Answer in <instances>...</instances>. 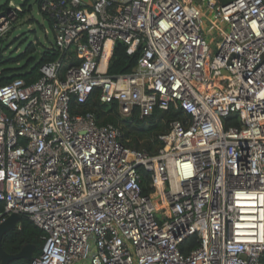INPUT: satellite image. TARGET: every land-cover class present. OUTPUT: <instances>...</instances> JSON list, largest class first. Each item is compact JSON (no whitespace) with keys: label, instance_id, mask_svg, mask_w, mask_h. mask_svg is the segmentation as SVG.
Wrapping results in <instances>:
<instances>
[{"label":"built area","instance_id":"1","mask_svg":"<svg viewBox=\"0 0 264 264\" xmlns=\"http://www.w3.org/2000/svg\"><path fill=\"white\" fill-rule=\"evenodd\" d=\"M39 13L61 58L0 86V224L18 214L43 232L31 264H263L264 0H43ZM18 20L0 10V40ZM118 41L139 57L109 76ZM95 89L125 118L184 117L157 153L138 151L71 113Z\"/></svg>","mask_w":264,"mask_h":264},{"label":"trees","instance_id":"2","mask_svg":"<svg viewBox=\"0 0 264 264\" xmlns=\"http://www.w3.org/2000/svg\"><path fill=\"white\" fill-rule=\"evenodd\" d=\"M42 1L36 0L38 11ZM231 1L233 0H217L220 5ZM7 9L9 8L6 5L0 8V10L4 11ZM15 9L19 19L24 18L31 11L29 0H24ZM41 17L52 28V21L44 15H41ZM2 42L3 40H0V86L9 83L15 78H21L26 83H32L40 78L41 74L39 70L43 64L51 63L61 58V54L55 48L54 43H51L48 48L44 49L37 56L35 47L32 44H28L23 51L16 50L13 54H7L8 50L6 51V48L2 47ZM114 45L113 54L108 63V75L118 76L119 74L131 73L132 69L136 66L139 53L128 54L127 45L121 41L116 42ZM64 64L63 67L65 69L66 66ZM98 93V89H95L91 98L81 105L72 101L70 106L71 113L85 114L89 112L94 115L98 125L111 124L117 127L121 132V142L129 148L138 151H147L150 154L157 153L162 146V143L158 140V136L168 131L171 121L184 117L181 110L170 109L168 112L154 111L150 116L142 118L138 114L132 113L129 117L125 118L119 115L117 104L100 102ZM232 125L237 126L238 122L232 118L227 119L226 127ZM139 173L141 175L142 193L147 194L149 190L148 174L143 169H139ZM19 220V225L3 236L0 246H2L7 254L14 255L20 252L24 246L32 245L34 246L33 259L41 251L43 232L26 216H20ZM197 238L198 236L196 235L185 238L179 246L180 252L188 254L197 246ZM260 262L264 264V253L260 258ZM9 264H31V260L19 259Z\"/></svg>","mask_w":264,"mask_h":264},{"label":"rangeland","instance_id":"3","mask_svg":"<svg viewBox=\"0 0 264 264\" xmlns=\"http://www.w3.org/2000/svg\"><path fill=\"white\" fill-rule=\"evenodd\" d=\"M23 1L0 0V8L6 5L7 8L15 9ZM29 5L31 7L29 14L18 20L14 30L3 39L2 47L6 48V51L8 50L7 54H13L16 50L23 51L28 44H32L35 47L36 55L39 56L44 49L55 41L52 28L46 20H42L36 6V0H29Z\"/></svg>","mask_w":264,"mask_h":264},{"label":"water","instance_id":"4","mask_svg":"<svg viewBox=\"0 0 264 264\" xmlns=\"http://www.w3.org/2000/svg\"><path fill=\"white\" fill-rule=\"evenodd\" d=\"M20 216L18 214H10L3 222L0 224V245L2 242L3 236L9 232L10 230L14 229L16 225L19 223ZM34 251V246L26 245L24 246L20 252L14 255L7 254L2 246H0V264H9L12 261L25 259V260H32V255Z\"/></svg>","mask_w":264,"mask_h":264},{"label":"crops","instance_id":"5","mask_svg":"<svg viewBox=\"0 0 264 264\" xmlns=\"http://www.w3.org/2000/svg\"><path fill=\"white\" fill-rule=\"evenodd\" d=\"M94 0H81L83 7H90Z\"/></svg>","mask_w":264,"mask_h":264}]
</instances>
